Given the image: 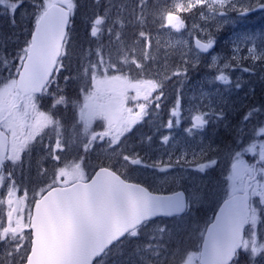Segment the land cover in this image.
<instances>
[{"label":"rangeland","instance_id":"rangeland-1","mask_svg":"<svg viewBox=\"0 0 264 264\" xmlns=\"http://www.w3.org/2000/svg\"><path fill=\"white\" fill-rule=\"evenodd\" d=\"M107 2L109 3L108 0ZM114 2H117V0H111V4L104 8L102 14L98 13V17L106 20L102 25L113 23L115 14L117 19L126 14L125 8L128 0H123L117 8L114 6ZM189 2L190 0H161V8L166 14L168 11H175L176 4L186 5ZM11 4L13 2L6 0L5 4L0 5V69L4 70L3 75H0V81H6L7 85L15 80L17 68L21 64L18 54L20 56L24 55L23 49L27 47L29 41V34L27 39L25 37L24 24L22 22L15 24V22L22 20V16L20 12L14 13L16 10L10 7ZM204 4L205 10L202 13L195 11L201 6L198 5L192 12L182 14L185 27L179 32L167 25V21L163 19L164 14L157 22V25L161 26L155 28L156 30L160 28V30L155 32L152 28L149 35L144 34L141 46L138 48L140 53L137 52L136 54V49L132 53L131 46L127 48L125 39L121 41L119 62H124L122 67L108 63L103 64L99 72L98 69H90L88 73L92 82L97 72L99 75H103L106 70L105 67H107L109 68L108 75L123 77L126 83L129 84L139 85L140 82L145 80H155L161 83V92L160 88L157 89L158 91L155 90L150 98L153 102L148 105L146 115L142 118L150 121L152 118L156 119L158 116H164L165 112L159 111V107L162 105V107L168 108L166 126L158 131L155 137L147 134L149 123L153 127L152 121H148L147 127L142 129L138 125L133 127L131 130L133 132L132 136H129L125 141L124 151L125 154L130 151L134 152L132 149L134 144H137L140 148L144 147V151L134 152L143 157V161L140 166L129 164L122 169V172L126 174L124 175L125 179L141 180L151 189H161V187L164 188L170 185L173 187V191L177 189L186 190V193L190 194L193 206L196 207L187 219L183 217L179 220H154L141 226L136 229L137 235L133 236L131 233V236L129 235L126 239L120 241L115 246L119 249L114 250L112 253L113 248L100 260L99 264H153L154 262L183 264L184 261L189 259L188 253H198L202 233L207 222L211 220L220 201L228 194V177L232 164L230 149L221 151L225 156L221 157L217 148L220 147L219 149H221L223 144H214L210 140L207 142L206 138L213 134L211 133V125L215 124L213 131L215 136H219L220 140L225 137L221 136L225 129L226 132L229 129L233 130V124H236L237 136L240 138H243V133L246 130L245 136L249 137L239 151L255 144L256 153L258 154L259 144L264 142V132H261V129H264V80L257 81L258 76L264 75V21L258 22L260 17L256 16L255 18L258 21L249 22V19H246L243 22H237L227 14H222L223 10H217L213 13V9L208 7L209 4H213V0L209 3L205 1ZM215 7L213 4V8ZM38 9L39 11L42 10L39 2L29 8L28 15L30 16L33 12H38V15ZM262 13H264V10ZM15 14L19 15L15 16ZM159 14L158 11L157 16ZM186 14H188L187 19L184 17ZM213 15L215 19L210 18ZM7 18H11L12 25L10 27L14 31L12 36L8 34V29L1 30ZM14 18L17 19L13 23ZM96 19L97 17L92 20L91 25ZM149 30L150 28L147 31ZM209 35L214 38L215 43L211 50L202 53L196 46L194 47L193 40L200 38L206 42ZM220 39L222 42L218 45ZM177 41L186 43L177 44ZM7 45L10 46L6 50ZM97 52L99 58H101L98 49ZM138 56H141L142 62L136 59ZM214 56L216 57L215 60H213ZM84 66H88V63L84 62L82 64L81 73L84 71ZM113 66H115L114 69ZM234 69L239 71L235 74ZM246 70L251 71L248 75L253 79V82L248 83L249 85L246 86L247 90L243 93L246 98L243 100L240 98L242 86L238 83L240 86L237 87V84L234 83L246 79V75H244ZM178 71L182 74L176 75ZM166 73L169 75H165ZM221 73L227 77V82L216 80V77ZM66 75H68L66 76L68 79L65 78L64 86L59 88V85H56L57 88L55 89L57 90H49L48 93L37 96L39 98L37 102L39 111L48 112L49 115L54 117L53 114L60 107H56L52 113L48 110L53 105L50 102L53 99H59L60 93L62 94L60 91L65 92L63 96L66 97V106L67 103L73 106V101L82 103L84 94L78 95L77 88L83 81L77 86L73 79L71 81V76ZM172 87L175 88V91L168 89ZM164 88L167 89L164 90ZM135 95L134 89L129 90L127 93V106L134 109L136 108V102L131 98ZM157 96L161 98L159 107L155 102ZM178 99L180 115L173 117L171 110L176 107ZM20 102H22L21 108H23V101ZM140 102L144 101L141 100ZM61 105L62 103L59 106ZM64 108L62 112L68 110V108ZM236 112L242 113L245 118L242 120L237 119L238 114ZM196 115L204 116L208 120L203 129L192 128V117ZM76 119V123H78L79 117H76ZM234 119H236L235 122ZM169 121H172L171 128L167 126ZM177 121H179L178 124ZM104 126L105 122L101 120L100 129L92 131L97 133L104 131ZM136 129L141 132L135 135ZM186 129L192 130L189 133ZM57 132H59V135H57ZM81 134H83L82 125ZM63 135H70V137L66 136L65 138ZM137 135L147 136V140L149 137L152 145L148 150L147 147L138 143L141 139L137 138ZM165 135L169 136V142L167 143L162 141V137ZM57 139L63 141L61 149L58 150L60 160L64 163L62 164L63 167H65V164L73 162L82 163V167L89 178L101 160H104L105 166H107L108 154L103 149L107 146L105 142L108 138L103 140L97 138L91 148L87 150V158H84L86 155L84 149L86 140L83 143H74L72 147H69V140L74 139L73 131L66 134L64 127L56 129L53 125H49L31 142L30 149L21 153V162H18L15 166H13L12 161L8 163L7 171L17 185V195L22 196L27 191L31 196L33 188L38 189L40 186L51 182L43 173L47 170L51 175L53 172L52 167L56 165V159L48 157L47 151L49 145H51L54 154H57V150H55ZM216 151L217 153H215ZM181 157L183 159L180 163H177L178 158ZM256 158H258V155ZM169 159H171L173 167L166 171H160V168H163ZM244 159L249 163L255 162L252 154L245 153ZM156 161H160L159 168L145 166L152 165ZM212 161H216V163L212 164L211 167L205 168L203 172L198 170V165L211 164ZM120 166V163L117 162L114 164V169ZM54 170L58 171L56 167ZM127 171L129 172L127 173ZM35 179L46 181L41 183L34 181ZM30 181H34V183L31 184ZM212 183L213 187L210 188ZM7 185L6 190L8 189ZM4 195L3 201L5 203L8 196L7 193ZM8 211V205L3 204L0 214H2L4 225L8 222ZM164 225L170 230V234L166 231L161 235L156 230L158 226ZM21 244H24L26 248L28 247V241H21ZM12 249H15L14 244ZM192 259L193 264L198 263L196 257ZM9 260H11V251L6 244L0 242V264H6Z\"/></svg>","mask_w":264,"mask_h":264},{"label":"snow or ice","instance_id":"snow-or-ice-1","mask_svg":"<svg viewBox=\"0 0 264 264\" xmlns=\"http://www.w3.org/2000/svg\"><path fill=\"white\" fill-rule=\"evenodd\" d=\"M20 3L23 0H19ZM238 0H213L216 6L209 4L208 7L217 10H223L222 14L228 11L236 10ZM6 3V0H0V5ZM205 0H190L189 3L176 4L175 11H168L163 19L167 25L179 32L185 27V21L182 18L183 13H190L198 5H203ZM19 6L13 3L10 7L15 10ZM261 6L264 7V0H261ZM74 7L72 0H44L40 5L42 11L35 19V30L32 32L31 39L27 47L23 49L26 54L18 58L23 66V71L18 72L20 80L12 82L4 89H0V185H3L8 178L3 175L2 169L6 161H12L13 166L21 162V153L30 149L31 142L37 138V135L49 125L59 129L61 122L54 120L48 112L39 111L37 107V93L45 94L49 91V85L54 82L53 65L57 62L58 56L63 52L62 41L66 40L67 33L65 26L68 23V17ZM244 8L243 12H248ZM107 15V14H106ZM215 19L213 15L210 17ZM106 20L100 17L94 21L91 29V35L96 37L101 31L100 25ZM141 37L144 33H140ZM177 44H184V41H177ZM214 38L209 35L206 42L196 41V47L207 52L213 47ZM98 51L103 54L102 46H98ZM251 51V50H250ZM146 58V57H145ZM216 57H213L215 60ZM179 67V66H178ZM97 63L84 66L81 73L84 81L81 88L84 90L83 101H73L74 108L79 111V122L73 124V138L69 140L68 146L84 143V149L89 150L93 142L100 138H108L103 149L107 153V166L105 161L101 160L97 167L99 170L96 175L88 180L82 163L73 162L65 164V167L53 171L51 175L46 170L43 174L50 179V183L42 185L38 189L33 188L31 196L25 191L24 195H17V185L15 182L8 186L7 204L9 211L7 213V226L4 225L2 214H0V242L8 246L11 251V260L6 264H37L39 260L38 251L33 248L31 255L28 249L21 244V241H29L31 232H25V229L41 230L42 218L50 215L54 211L64 210L74 213V204L77 195L84 192L91 199L102 189L108 188L114 196L119 197L122 193L130 194L135 202L133 209L134 218L129 226L139 225L150 218L158 215L179 216L190 206L189 199L183 193H175L171 196H158L152 194L145 187L139 184L126 182L122 178L123 168L129 164L132 166L142 165L143 157L137 153L127 152L125 154L124 146L126 134H128L142 117L146 115V109L153 101L150 99L155 90L161 88V83L155 80H145L139 85L126 83L123 77H113L108 75L109 68L105 67V73L99 75L98 72L92 79L91 86L88 84V73L90 69H98ZM115 66H113V69ZM179 71L176 75H181ZM76 79L79 76L74 77ZM68 79V78H66ZM217 81L227 82V77L221 73L216 77ZM240 85L237 84V87ZM135 90L136 95L131 99L136 102V108L127 106V93L129 90ZM160 97L155 98L157 107H159ZM23 101V108L20 107V101ZM143 100L144 102H140ZM66 97L60 96L56 99L48 110L54 112L55 108L61 103L66 104ZM138 109V110H137ZM173 117L179 116V99L177 105L171 110ZM105 122L104 131L99 133L92 131L95 121ZM193 129H203L208 120L201 115L192 117ZM177 124L179 121L176 122ZM81 125L82 133L81 134ZM168 128L172 127V121H169ZM192 129H186L191 132ZM264 132V129H261ZM59 135V132H57ZM164 143L169 142V136L162 137ZM63 141L57 139L55 142L54 154L51 145L48 147L47 156L56 160L60 159L58 150L61 149ZM252 154L255 162L249 163L244 159V154ZM258 155V158H256ZM183 158H178L180 163ZM119 162L120 167L114 169V164ZM186 162V161H185ZM211 164H200L198 170L203 172L205 168L211 167ZM146 167H160V161L154 162ZM173 167L171 159L160 168V171H166ZM10 178V177H9ZM229 191L228 198L224 201L220 212L216 214L215 221L207 228L203 236V247L198 253H188L189 259L183 264H193V257L198 259V264H239L240 253L250 254L254 258L264 248L255 246V229L259 220L258 210L264 212V207L258 209L254 198H258L259 205L264 206V142L259 144L258 154L256 145L251 144L242 151H236L232 156L231 172L228 177ZM62 182L70 184L67 189L54 188L53 185ZM47 192V196L44 193ZM3 192L0 191V209L3 206ZM39 197V199H38ZM195 198V197H193ZM33 204L36 208L33 214ZM249 228L246 231L245 226ZM156 230L163 235L167 226H158ZM132 235H137L133 227ZM249 238L246 239L245 236ZM10 237V239H9ZM15 249H12V245ZM251 244V247H250ZM18 258V259H17Z\"/></svg>","mask_w":264,"mask_h":264},{"label":"trees","instance_id":"trees-1","mask_svg":"<svg viewBox=\"0 0 264 264\" xmlns=\"http://www.w3.org/2000/svg\"><path fill=\"white\" fill-rule=\"evenodd\" d=\"M13 3H18L19 6L15 9L16 11L14 13L20 12L21 16H22V20H19L18 22H15V24L17 23H21L24 24V29H25V37L27 39L28 34H30L31 28L33 26V23L36 19V15L38 12H33L30 16L28 15V10L29 8H31L33 5H35L37 2H39L40 5L43 4L44 0H23L22 3L19 2V0H9ZM73 1V9H72V17H71V21L69 24V28H68V33H67V38H66V42L64 45V50H63V55L60 59V62L58 63L56 70L58 69V71L54 72L53 75V79L54 82L51 83L49 85V90H57L55 88L56 85L60 86H64V81L65 78H67L66 74H69V76H71V81L72 79L76 82L77 86L79 83H81L82 81H84V77L81 74L82 71V64L84 62H87L88 65L93 64V63H97L99 65L98 71L102 68V65H106V64H115L116 66H120L122 67L124 65V62H119L120 60V53L119 52V47H120V42L123 41L125 39L126 41V45L127 48L129 46H131V51L132 53H134V50L136 49V54L137 52L140 53L138 51V48L141 46L142 43V38L140 33L143 32L146 35H149V33L152 31V28H154L153 30L159 31V29H155L156 27L158 28L161 25H157V22L160 18L163 17V15L165 14L164 11H162V3L161 0H128L127 2V6H126V14L123 16L121 15L118 19L116 14L114 15L115 21L113 23H108V24H104L100 26L101 31L97 34L96 37H93L91 35V29H92V20L95 17H98L99 14L103 12L104 8L106 6H108L109 4H111V0H108L109 3L107 2V0H72ZM123 0H117V2H114V6L117 8L119 6V3H122ZM206 2H210L211 0H205ZM107 2V4H105ZM22 8V9H21ZM244 8H248L249 11L244 13L243 9ZM205 10V4L201 5L199 8H197L195 11L202 13ZM264 10V7L261 6V0H238V2L236 3V10L235 11H228L226 14L230 17H232V19L236 20L237 22H243L246 19H249V22L252 21H258L255 17L259 16L260 19L258 22H263L264 21V13H262V11ZM42 11V10H41ZM160 12L159 16H157V12ZM261 14V15H258ZM19 14H15V16H17ZM187 15L184 16L185 19H187ZM254 18V19H252ZM11 18H7V20L4 21L3 26L1 28L2 31H4L5 29H8V34L9 35H13L14 31L13 28L10 27L11 22H10ZM14 18L13 19V23L15 21ZM117 19V20H116ZM262 20V21H260ZM115 23V24H114ZM254 23V22H253ZM13 24V25H15ZM113 26V28H111ZM148 28H150L149 31ZM102 37V38H101ZM217 38V36H216ZM222 42V40L220 39V42H218V45ZM10 45L6 46V50L8 49ZM98 46H102V52L103 54H101V58H99L97 49ZM141 56H138L136 59L140 62L141 61ZM130 59V58H129ZM18 64V63H17ZM239 70L238 69H234V73L236 74ZM4 70L0 69V75H3ZM248 73H251L250 70H246L244 72V75H246V79L244 81L241 82H235L234 84H238L240 83V85L242 86L241 89V94H240V98L245 100L244 98H246V95H244V91H246V86L249 85L248 83L253 82V79L249 77ZM161 75V74H160ZM165 75H169V74H165ZM79 76L78 79L74 78ZM234 79V78H233ZM264 80V75L258 76L257 81H261ZM91 79L88 76V84L89 87L91 86ZM8 85L6 84V81H0V89H4L5 87H7ZM167 88H164V90H166ZM170 90L175 91V88H168ZM162 90V87L160 88V92ZM163 90V92H164ZM158 91V90H157ZM62 94L60 93V96H63V91ZM155 92V91H154ZM85 94L84 91L81 89V86H79L77 88V94ZM68 95V93H66ZM72 94V92H71ZM244 95V96H243ZM55 99L52 100V102L50 103H54ZM22 106V103L20 104V107ZM60 108H57L56 113L53 114V119L54 120H59L61 122V128L64 127V131L66 134H70L73 131V124L77 122L76 117H79V111L77 108H74V106H71L69 103H67V106L65 103H62L61 106H58ZM65 107V108H64ZM68 108V110L66 112H62V110ZM164 111V116H158L156 117V119L152 118L150 121L149 119H143V121H139V123L137 124L138 126H140L142 128L147 127V123L148 121L151 122L153 124V127H151V124L149 123V132H143V133H147L153 137H155V135L158 133V131L162 130L163 128H165L166 126V118L168 115V108L167 107H162V105H160L159 107V111ZM52 113V112H51ZM238 114V116L236 117L239 120H242L243 118H245L243 116L242 113L240 112H236ZM236 121V119H234V122ZM147 124V125H146ZM215 126V124L211 125V133L209 135V138H206L207 142L208 140H210L212 143L214 144H220L222 143L223 146H221V149H218V153L221 157H223L224 155L221 153V151L223 152V150L225 149H229V146L235 144L237 149H240L241 147L243 148L244 144L241 143H236V139L240 138L237 136V130H236V124H233V130L229 129L227 132L224 130L221 136H225L223 137L221 140L215 136L214 131H213V127ZM101 127V120H97L94 122L93 126H92V130L94 131H98ZM235 129V130H234ZM210 131V128H209ZM141 132L139 129H136L135 131V135ZM246 130L243 133V138L242 139L245 143L248 139L249 136H245ZM133 132H129L128 134H126V137L124 138L125 141L129 136H132ZM65 138L66 136L69 138L70 135H63ZM147 136H143V135H137V138H140L141 140L138 143H141L143 146L148 148L150 147V139L148 137V140L146 139ZM221 138V137H220ZM234 139V140H233ZM221 145V144H220ZM128 149L129 146H127ZM235 147V148H236ZM241 148V149H242ZM132 149L135 151L140 152L144 151V147L140 148V146H138L137 144H134L132 146ZM240 149V150H241ZM131 153V151H130ZM217 153V151L215 152ZM225 157V156H224ZM56 161V165L52 167L53 171L54 168L56 167V170L59 168H62L64 164L63 162H61V160H55ZM129 171H127L128 173ZM122 175H126L124 172H121ZM34 181L37 182H45L46 180H38L35 179ZM34 181H30V183H34ZM130 181H134V182H138L141 183L143 185L144 184L141 180H133L130 179ZM213 181V179L211 180V182ZM57 184V183H56ZM213 183L210 185V188H212ZM215 185V184H214ZM148 186V185H146ZM149 187V186H148ZM150 188V187H149ZM173 187L168 185L164 188L161 187V189L157 188V189H151L153 191H159V192H171L173 191L172 189ZM175 190V189H174ZM189 197V201H190V208L188 209V211L186 212V214H184L183 216L180 217H175V218H170V219H165V218H159L157 220H179L183 217H186L185 219H187L189 217V215L191 213H193L195 211V206H193L190 194L188 193ZM212 210V209H211ZM149 223V222H148ZM146 223V224H148ZM145 225V224H144ZM140 228V227H139ZM138 228V229H139ZM130 235V234H129ZM131 236V235H130ZM127 238V237H126ZM124 238V239H126ZM118 244V243H117ZM117 244L113 245L111 247V249L107 250L106 253L99 258L98 260H96L95 264H99L100 260L106 256L113 248L112 253L114 252V250L119 249V247H115ZM153 264H164L162 262H154Z\"/></svg>","mask_w":264,"mask_h":264},{"label":"water","instance_id":"water-1","mask_svg":"<svg viewBox=\"0 0 264 264\" xmlns=\"http://www.w3.org/2000/svg\"><path fill=\"white\" fill-rule=\"evenodd\" d=\"M70 19L71 12L68 17V23L65 26L66 33ZM34 30L35 23L29 35V41ZM197 40L194 41L195 46ZM64 41H62L63 44ZM24 55L26 54L24 53ZM60 56L61 54L58 56L57 62ZM57 62L53 65L54 69ZM22 71L23 66L20 64L15 80H20L18 72ZM98 170L93 173L91 178L96 175ZM91 178L89 181H91ZM70 187L71 185L69 184L54 188L67 189ZM175 193H183L186 196L183 190H177L169 194L155 192L152 194L171 196ZM44 195L47 196V192ZM227 198H224L216 208L212 220L205 228L204 234H206L207 228L215 221L216 214L220 212ZM134 207L135 202L127 192L117 197L112 194L110 189L104 188L91 199L86 193L80 192L74 204V213H69L62 209L54 211L42 218V226L39 232L36 229H30L31 246L29 255L32 254L33 248H35L39 254L37 264H92L95 258L100 256L107 247L120 240L125 234L133 230V227L136 228L140 225L129 226L134 218ZM32 210L33 214H35L36 208L34 204ZM174 216L176 215L171 217ZM157 217L170 218L164 215H158ZM203 242L202 237L199 251L203 247Z\"/></svg>","mask_w":264,"mask_h":264},{"label":"flooded vegetation","instance_id":"flooded-vegetation-1","mask_svg":"<svg viewBox=\"0 0 264 264\" xmlns=\"http://www.w3.org/2000/svg\"><path fill=\"white\" fill-rule=\"evenodd\" d=\"M254 200L256 201L254 206H257L258 209L264 207L259 205L258 198H254ZM258 216L259 220L253 231L255 232V246L260 247L261 245H264V212L258 210ZM5 226H7V222L5 223ZM248 228L249 226L246 225L245 230L247 231ZM24 231L26 232V229ZM245 238L248 239L249 237L246 235ZM239 264H264V248H261V251L254 258H250V254H245L242 251L240 253Z\"/></svg>","mask_w":264,"mask_h":264},{"label":"bare ground","instance_id":"bare-ground-1","mask_svg":"<svg viewBox=\"0 0 264 264\" xmlns=\"http://www.w3.org/2000/svg\"><path fill=\"white\" fill-rule=\"evenodd\" d=\"M235 128V127H234ZM235 130V129H234ZM234 140V139H233ZM236 143H241V144H245V142L242 140V139H240V138H237L236 139ZM236 147V145L235 144H233V145H231V146H229V149H230V158H232V156L234 155V153L236 152V151H239L240 149H237V147Z\"/></svg>","mask_w":264,"mask_h":264}]
</instances>
